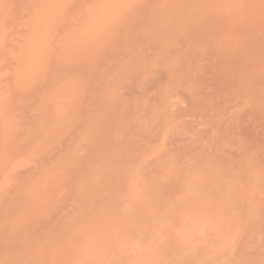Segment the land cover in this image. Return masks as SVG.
I'll use <instances>...</instances> for the list:
<instances>
[{
  "label": "bare ground",
  "instance_id": "6f19581e",
  "mask_svg": "<svg viewBox=\"0 0 264 264\" xmlns=\"http://www.w3.org/2000/svg\"><path fill=\"white\" fill-rule=\"evenodd\" d=\"M263 45L264 0H0V264H178L161 210L179 174L138 169L131 135L160 112L131 102L142 67L194 98L187 53Z\"/></svg>",
  "mask_w": 264,
  "mask_h": 264
},
{
  "label": "rangeland",
  "instance_id": "374dc122",
  "mask_svg": "<svg viewBox=\"0 0 264 264\" xmlns=\"http://www.w3.org/2000/svg\"><path fill=\"white\" fill-rule=\"evenodd\" d=\"M199 52L187 53L193 74L183 82L198 90L193 99L182 82L156 89L160 62L149 57L142 67L146 95L131 102L160 112L145 109L132 125L143 155L138 169L151 162L160 174H179L177 192L160 208L169 214L166 237L179 250L178 264H264V45L247 64ZM177 104L180 117L161 108Z\"/></svg>",
  "mask_w": 264,
  "mask_h": 264
}]
</instances>
